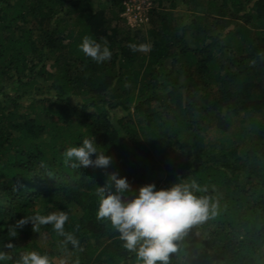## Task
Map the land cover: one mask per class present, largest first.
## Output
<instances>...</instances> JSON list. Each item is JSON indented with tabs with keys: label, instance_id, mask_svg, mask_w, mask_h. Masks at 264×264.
Masks as SVG:
<instances>
[{
	"label": "trees",
	"instance_id": "trees-1",
	"mask_svg": "<svg viewBox=\"0 0 264 264\" xmlns=\"http://www.w3.org/2000/svg\"><path fill=\"white\" fill-rule=\"evenodd\" d=\"M120 1L0 0V264L42 255L34 231L65 264H140L96 218L112 171L133 189L195 183L216 204L169 264H264V0H154L149 23L124 32ZM85 36L110 59L86 56ZM236 121L232 137L208 142ZM93 137L107 168L65 163ZM60 210L76 246L51 225L16 227Z\"/></svg>",
	"mask_w": 264,
	"mask_h": 264
},
{
	"label": "clouds",
	"instance_id": "clouds-1",
	"mask_svg": "<svg viewBox=\"0 0 264 264\" xmlns=\"http://www.w3.org/2000/svg\"><path fill=\"white\" fill-rule=\"evenodd\" d=\"M81 51L95 62L101 63L111 57L107 44H101L85 36L80 45ZM65 163L73 168L94 167L105 169L111 157L98 151L95 138H85L79 145L68 147L64 153ZM195 183H172L167 188L157 189L148 183L133 189L127 177L117 172H109L103 185L96 188L99 207L97 220L106 218L119 233L123 247L135 252L140 264H169L170 254L177 251L178 242L194 225L204 222L209 214H216V204L210 205L206 196H197ZM67 212L53 211L47 215L33 214L22 216L16 227L25 224L51 225L58 235L65 237V243L78 244L76 238L65 233L64 224ZM6 248L13 247L9 242ZM9 259L0 252V262ZM17 264H50L47 254L35 251L20 254Z\"/></svg>",
	"mask_w": 264,
	"mask_h": 264
},
{
	"label": "rangeland",
	"instance_id": "rangeland-1",
	"mask_svg": "<svg viewBox=\"0 0 264 264\" xmlns=\"http://www.w3.org/2000/svg\"><path fill=\"white\" fill-rule=\"evenodd\" d=\"M195 2V6H197L198 8H203L202 4L204 3V0H194ZM195 7V8H197ZM116 9H113V12ZM113 12H111L110 10L105 9V14H106V19L107 21L111 22V24H115L117 23L115 20V15L113 14ZM120 18L122 17V13H120V15L118 16ZM120 29L124 32L126 31V28H128L126 26V24L123 22H120ZM144 28H142L140 31H143ZM137 31V30H136ZM146 48L143 49V52H146ZM237 130V121L231 126V128L225 133L223 134L222 132L218 131L215 128L209 129L207 131V140L210 143H219L222 142L223 139L225 138H229L232 137L233 134L235 133V131ZM169 158V157H168ZM167 157H162V161H165L168 159ZM185 240L187 245V249L191 246V242H192V237L190 236V234L187 232L185 234ZM33 240L35 241V243L37 244V247H39V249L42 250L43 254H47V256L49 257L50 263L52 264H65L64 259L62 257V255L60 254V250H57L55 248H53L49 243H48V239L45 238L44 236L38 234V232L34 231L33 232ZM33 251H35V249H33Z\"/></svg>",
	"mask_w": 264,
	"mask_h": 264
},
{
	"label": "built area",
	"instance_id": "built-area-1",
	"mask_svg": "<svg viewBox=\"0 0 264 264\" xmlns=\"http://www.w3.org/2000/svg\"><path fill=\"white\" fill-rule=\"evenodd\" d=\"M122 17L129 29H137L149 23L154 0H121Z\"/></svg>",
	"mask_w": 264,
	"mask_h": 264
}]
</instances>
